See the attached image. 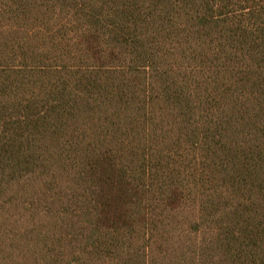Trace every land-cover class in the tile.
Returning a JSON list of instances; mask_svg holds the SVG:
<instances>
[{
  "label": "trees",
  "instance_id": "obj_1",
  "mask_svg": "<svg viewBox=\"0 0 264 264\" xmlns=\"http://www.w3.org/2000/svg\"><path fill=\"white\" fill-rule=\"evenodd\" d=\"M0 264H264V0H0Z\"/></svg>",
  "mask_w": 264,
  "mask_h": 264
}]
</instances>
